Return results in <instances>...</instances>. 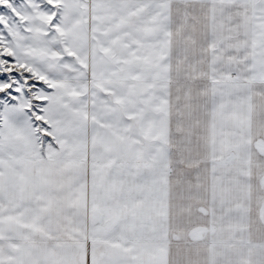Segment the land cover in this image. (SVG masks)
<instances>
[{
    "label": "snow or ice",
    "instance_id": "6c2138e0",
    "mask_svg": "<svg viewBox=\"0 0 264 264\" xmlns=\"http://www.w3.org/2000/svg\"><path fill=\"white\" fill-rule=\"evenodd\" d=\"M0 264H264V0H0Z\"/></svg>",
    "mask_w": 264,
    "mask_h": 264
}]
</instances>
